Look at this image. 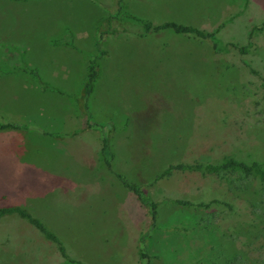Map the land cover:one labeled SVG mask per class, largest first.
<instances>
[{"label": "rangeland", "instance_id": "374dc122", "mask_svg": "<svg viewBox=\"0 0 264 264\" xmlns=\"http://www.w3.org/2000/svg\"><path fill=\"white\" fill-rule=\"evenodd\" d=\"M121 6L0 0V125L17 126L0 129V207L25 208L84 264H264V177L207 169L229 157L264 172V0ZM124 12L214 32L219 48L144 32ZM115 173L157 203L153 224ZM0 264L70 263L10 214L0 217Z\"/></svg>", "mask_w": 264, "mask_h": 264}, {"label": "trees", "instance_id": "16d2710c", "mask_svg": "<svg viewBox=\"0 0 264 264\" xmlns=\"http://www.w3.org/2000/svg\"><path fill=\"white\" fill-rule=\"evenodd\" d=\"M119 7L121 6L122 0H117ZM125 20H128L130 22H134L141 26L144 30V32H149V31H158L160 29H170L173 30L177 33H183V34H188V35H195L201 38H209L213 42V47L215 49L219 48L218 47V42L215 38L214 32H205L204 30H200L198 28H195L191 25H185L182 23H178L175 21H166L158 25H154L151 23L149 20H145L142 18H138L132 14H129L127 12H124ZM122 27H116L114 29H111L112 31L116 32L118 30H122ZM109 30V31H111ZM101 34L99 33L98 38L95 39V53L90 56L86 68V76L84 79V91L86 93V96H88L94 86V82L98 77L99 74V69H98V59L102 56L104 51L101 49ZM66 45L73 46L72 41L70 39H67L63 42ZM32 75L38 78L37 71L33 68H28L27 69ZM40 84V83H39ZM82 111L88 116L89 111H88V105L87 102L79 103ZM6 127H11V128H16L17 126L12 124V123H7L0 125V129L6 128ZM79 131L75 132L74 134H78ZM104 145L103 147L105 148L107 145V139H104ZM106 167L110 170L111 169V162L108 158H104ZM180 167H183V165H180ZM240 169L244 171H254L258 173L261 177H264V172L261 171L259 168V165L256 162H252L250 164L239 161L233 158L225 157L222 159V161L217 164V165H209L207 167L208 170H226V169ZM116 178L118 181L126 187L129 191L134 193L137 198L139 199L140 203L146 207L149 208V211L152 214V224L155 220L156 216V206L157 203L153 202L151 198L146 194V192L143 190L142 186L133 183L129 181L124 175L115 173ZM182 204H189L187 201H178ZM10 214H15L21 218L26 219L31 225H33L39 232H41L48 240L52 241L55 246L57 247L59 253L63 257V259L70 264H84L81 260L77 259H72L68 256L65 246L60 240V238L52 232L39 218L33 216L29 211H27L25 208H22L20 206L16 205H10V206H3L0 207V217L4 215H10Z\"/></svg>", "mask_w": 264, "mask_h": 264}]
</instances>
